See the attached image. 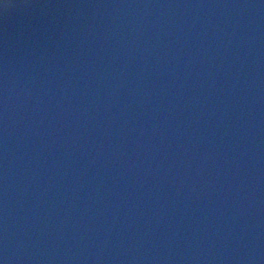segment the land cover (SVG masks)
I'll use <instances>...</instances> for the list:
<instances>
[{
  "label": "water",
  "instance_id": "1",
  "mask_svg": "<svg viewBox=\"0 0 264 264\" xmlns=\"http://www.w3.org/2000/svg\"><path fill=\"white\" fill-rule=\"evenodd\" d=\"M0 264H264V0H0Z\"/></svg>",
  "mask_w": 264,
  "mask_h": 264
}]
</instances>
